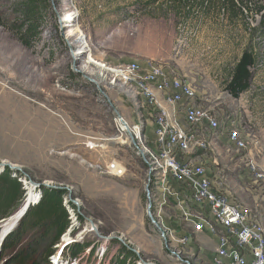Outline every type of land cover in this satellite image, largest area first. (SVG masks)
I'll use <instances>...</instances> for the list:
<instances>
[{
    "label": "rangeland",
    "instance_id": "1",
    "mask_svg": "<svg viewBox=\"0 0 264 264\" xmlns=\"http://www.w3.org/2000/svg\"><path fill=\"white\" fill-rule=\"evenodd\" d=\"M12 1L0 0V12H8ZM150 1L49 0L40 39L31 48L0 19V81L47 104L69 136L42 153L1 161L15 168L24 193L11 216L0 220V237L3 228L20 221L29 194L31 205L46 187L65 190L69 228L53 247L51 264H112L121 246L135 254L136 264H182L178 257L212 264L206 258L210 250L206 256L191 241L202 232L191 228L190 238L181 241L180 186L169 177L176 196L164 198L137 138L155 151V109L117 76L120 64L134 62L142 71L160 65L193 86V104L222 124L202 150L216 181L264 227V35L257 30L264 0H188L184 6L178 0ZM244 51L254 58L252 78L248 90L234 98L225 87ZM180 104L174 108L192 130ZM119 117L132 133L120 130ZM232 127L240 131L244 149L229 143ZM111 163L123 174L109 172ZM73 243L90 247L78 259L64 258L62 251ZM14 249L21 251L20 245L0 248V264H9Z\"/></svg>",
    "mask_w": 264,
    "mask_h": 264
},
{
    "label": "built area",
    "instance_id": "2",
    "mask_svg": "<svg viewBox=\"0 0 264 264\" xmlns=\"http://www.w3.org/2000/svg\"><path fill=\"white\" fill-rule=\"evenodd\" d=\"M119 66L115 69L117 76L135 87L146 105L155 109V151L147 148L137 135L149 156L148 167L161 181L164 198L176 196L168 179L173 178L180 185L178 194H183V198L178 209L182 221L189 223L194 232L208 229L217 237L212 264H264L262 225L230 199L225 187L204 165L182 160L192 149L209 148L208 138L221 129L220 120L193 104L195 90L188 81L167 73L160 65L148 64L143 71L134 62ZM156 92L164 94L161 100L157 99ZM181 101H185L181 118L194 126L192 130L180 123V111L174 108ZM228 141L237 149L246 146L237 128H230ZM107 169L117 176L123 174L116 163ZM186 239L182 237L181 241Z\"/></svg>",
    "mask_w": 264,
    "mask_h": 264
},
{
    "label": "trees",
    "instance_id": "3",
    "mask_svg": "<svg viewBox=\"0 0 264 264\" xmlns=\"http://www.w3.org/2000/svg\"><path fill=\"white\" fill-rule=\"evenodd\" d=\"M156 1L158 0L150 2ZM178 1L183 4L182 6L188 3V0ZM148 5L150 4L145 7ZM49 8V0H13L8 6V12H0V19L9 21L11 30L16 33L21 44L31 48L40 39V28ZM258 13L260 22L257 30L264 35V6L259 8ZM0 25H2L1 20ZM253 65L252 54L244 51L233 66L225 87L232 97L237 98L248 90L252 78L250 69ZM20 178L7 166L0 167V220L11 216L23 197L24 189ZM65 193L63 189L46 187L41 191L39 201L29 205L20 221L0 244V248L3 247L4 251L19 245L21 247V251L16 249L12 251L9 264H51L50 257L55 252L53 247L69 228V216L63 204ZM31 231L34 233L30 236ZM89 247L90 245L69 244L61 255L64 258L78 259ZM136 259L135 254L128 247L121 246L112 264H136ZM2 264H6L5 260Z\"/></svg>",
    "mask_w": 264,
    "mask_h": 264
},
{
    "label": "crops",
    "instance_id": "4",
    "mask_svg": "<svg viewBox=\"0 0 264 264\" xmlns=\"http://www.w3.org/2000/svg\"><path fill=\"white\" fill-rule=\"evenodd\" d=\"M163 95L161 92H156V97L159 100L163 98ZM181 102L182 104L179 106H183L185 103V101ZM49 110L53 109H50L47 104H40L35 98L28 99L0 81V162L18 161L16 158H22V155L42 153L48 146H53V144L59 143L60 140L62 142L67 141L69 136L65 132L61 120L59 118L57 120L54 113L49 112ZM218 132L214 133L211 138L217 135ZM202 152L198 150L191 151L186 153L182 160L183 162L201 163L205 166L207 172L214 175L210 169L212 162L208 163L209 157ZM171 204L174 205L173 201H171ZM176 212L178 217L179 211ZM173 217L174 213L171 214L170 218ZM180 227L183 234L179 236L187 237L192 234V226L189 223L181 220ZM191 241L194 242V247L200 253L206 255V249L210 250L211 254L206 255V258H209L212 262L217 248V237L208 229H205L201 234L191 236Z\"/></svg>",
    "mask_w": 264,
    "mask_h": 264
},
{
    "label": "water",
    "instance_id": "5",
    "mask_svg": "<svg viewBox=\"0 0 264 264\" xmlns=\"http://www.w3.org/2000/svg\"><path fill=\"white\" fill-rule=\"evenodd\" d=\"M129 136L131 137V140L132 141H134V139H133V136L131 135V133H129ZM4 166H7V165H5L3 162H0V167H4ZM8 167V166H7ZM8 168H10V169H15V168H12V167H8ZM17 170V169H16ZM35 185V184H34ZM54 188H57V187H54ZM146 190H147V192H148V189L146 188ZM29 202H30V200L28 199L27 201H26V204H25V206H24V208H23V211H22V213H20L19 214V217H21L24 213H25V211H26V209H27V207H28V205H29ZM148 214H150V203L148 204ZM150 216H151V214H150ZM151 218V217H150ZM154 221V220H153ZM15 222V221H14ZM12 230V227L11 228H3V230L1 231V237H0V242H1V240H3V238L5 237V235H7L10 231ZM174 256H176V254H174ZM176 257H178V256H176ZM178 259H179V261H180V263H182V264H190L188 261H186V260H183V259H181L180 257H178ZM143 264H152V263H143Z\"/></svg>",
    "mask_w": 264,
    "mask_h": 264
},
{
    "label": "bare ground",
    "instance_id": "6",
    "mask_svg": "<svg viewBox=\"0 0 264 264\" xmlns=\"http://www.w3.org/2000/svg\"><path fill=\"white\" fill-rule=\"evenodd\" d=\"M90 62L97 64V62H96L95 60H93V59H90ZM117 121L120 123V124H119V126H120V130H123V131L125 130L126 132H127V131H130V132L132 133V130H133V129L129 128L128 125L123 121V119H121V118L119 117V118L117 119ZM31 197H32V195L29 194V195H28V198L31 199ZM11 221H13V220H11Z\"/></svg>",
    "mask_w": 264,
    "mask_h": 264
}]
</instances>
